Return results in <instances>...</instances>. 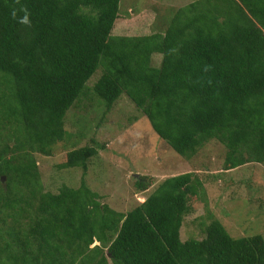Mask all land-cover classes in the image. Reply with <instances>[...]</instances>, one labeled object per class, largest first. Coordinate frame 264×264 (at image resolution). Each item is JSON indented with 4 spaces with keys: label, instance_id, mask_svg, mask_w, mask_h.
I'll return each instance as SVG.
<instances>
[{
    "label": "trees",
    "instance_id": "1",
    "mask_svg": "<svg viewBox=\"0 0 264 264\" xmlns=\"http://www.w3.org/2000/svg\"><path fill=\"white\" fill-rule=\"evenodd\" d=\"M122 2L0 0V129L15 126L12 145L0 136V264H264L261 235L232 237L209 211L202 238L180 237L191 200L205 201L192 170L205 146L222 147L224 169L264 163V0H190L154 24V11ZM97 67L91 94L104 112L124 94L177 154L160 173L188 164L136 174L135 190L156 182L125 210L85 184L105 144L89 137L65 152L57 167H80L79 183L56 192L42 191L31 155L63 138L64 113Z\"/></svg>",
    "mask_w": 264,
    "mask_h": 264
},
{
    "label": "rangeland",
    "instance_id": "2",
    "mask_svg": "<svg viewBox=\"0 0 264 264\" xmlns=\"http://www.w3.org/2000/svg\"><path fill=\"white\" fill-rule=\"evenodd\" d=\"M188 1L190 0H123L122 9L154 11V24L164 14L165 7L182 6ZM159 62L160 54L152 53L150 65L157 67ZM101 73L102 69L97 67L86 80L79 98L65 111V134L61 140L50 145V154L32 152L31 155L38 165L42 191L56 192L61 184L76 187L79 183L80 167H57L65 152L84 145L89 137L95 139L97 146L99 143L105 144L101 150L97 147V153L87 162L85 184L99 193V202L107 203L115 210H125L136 202H141L156 182L155 180L145 191L135 190L132 178L136 174H152L155 179H160L187 170L188 164L184 162L181 165V161L177 160L176 168L160 173L158 169H162L167 163L169 165L173 158L178 159L175 157L177 154L166 150L165 144H158L159 140L145 117L141 116L124 94H120L110 109L104 112L103 101L91 94L92 86ZM133 115L139 117L133 120ZM13 131L15 126L4 124L0 129L1 139H10L9 143L12 145L13 138L10 137ZM20 140H23L22 132ZM205 148L197 154L194 167L192 166L202 183L205 201L199 198L191 200L192 209L183 217L180 237L202 238L203 227L208 222L205 211H209L230 236L259 234L264 239V163L246 162L224 169L222 155H217L222 147L216 148L211 142ZM204 152L208 158L207 155L203 156ZM162 158L169 159L166 161ZM3 181L4 176L1 184ZM95 243L97 242L93 241L91 245Z\"/></svg>",
    "mask_w": 264,
    "mask_h": 264
},
{
    "label": "clouds",
    "instance_id": "3",
    "mask_svg": "<svg viewBox=\"0 0 264 264\" xmlns=\"http://www.w3.org/2000/svg\"><path fill=\"white\" fill-rule=\"evenodd\" d=\"M25 17H24V22L27 24H30V20L28 19V14H27V10L25 9Z\"/></svg>",
    "mask_w": 264,
    "mask_h": 264
},
{
    "label": "water",
    "instance_id": "4",
    "mask_svg": "<svg viewBox=\"0 0 264 264\" xmlns=\"http://www.w3.org/2000/svg\"><path fill=\"white\" fill-rule=\"evenodd\" d=\"M3 179V176H1V180Z\"/></svg>",
    "mask_w": 264,
    "mask_h": 264
}]
</instances>
